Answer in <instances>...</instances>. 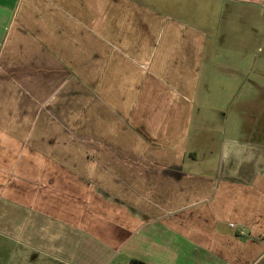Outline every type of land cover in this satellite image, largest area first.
Wrapping results in <instances>:
<instances>
[{
  "label": "crops",
  "instance_id": "0c3cea01",
  "mask_svg": "<svg viewBox=\"0 0 264 264\" xmlns=\"http://www.w3.org/2000/svg\"><path fill=\"white\" fill-rule=\"evenodd\" d=\"M254 7L0 0V264H264V71L184 23ZM213 80L227 114L207 159L189 141Z\"/></svg>",
  "mask_w": 264,
  "mask_h": 264
},
{
  "label": "rangeland",
  "instance_id": "374dc122",
  "mask_svg": "<svg viewBox=\"0 0 264 264\" xmlns=\"http://www.w3.org/2000/svg\"><path fill=\"white\" fill-rule=\"evenodd\" d=\"M184 5L186 6V12L192 13V16L197 15L199 13L196 9V5L190 4L188 2L184 3ZM184 23L191 27H196L200 29L208 28V30L210 31L212 28L214 35L221 34L218 38L220 43H222L223 41L228 47H231L232 45L237 46L236 44L242 46H249L252 50V57H254V60H256L255 69H253V76H255L257 80H259L261 75L260 73L264 71L263 10L259 9L258 7H254L250 10L239 9L235 12H230L229 10H227L223 16V19L218 22L214 21L205 24L202 21L198 22V20L195 18L190 19V17H187L186 20H184ZM217 28L218 31H221L222 33H218L216 30ZM218 55L220 56L221 62H224V65H230L226 60V52L224 54ZM228 55L229 56L227 58H229V62L234 63L233 68L240 70H246L248 68L247 63L242 62L243 60L239 58L238 54H232V56H230V54ZM236 64L238 66H236ZM220 73L223 74V71H220ZM217 82L216 80H213L210 85L207 86L206 92L199 93L198 95V108L195 117V128L193 127L189 141L192 143L196 150L200 151L201 153L203 151V153H205V158L207 159L211 157L213 158L216 155L218 156V151L222 144V138L220 131L217 132V125H220L222 123L223 119L226 118L227 114L226 112H224L227 102L226 96L224 93H221V87L217 85ZM204 89L205 87L203 86V90ZM198 116L200 121L204 120V123L202 122V126L200 127H197ZM231 119L232 118H230V121ZM207 144L208 149L204 151L202 147L204 145L207 146ZM201 155L203 156V154ZM124 252L127 253L129 251L125 249ZM124 252L122 255L114 258L110 264H122L123 258H125ZM129 263L130 262H128L127 264Z\"/></svg>",
  "mask_w": 264,
  "mask_h": 264
},
{
  "label": "trees",
  "instance_id": "16d2710c",
  "mask_svg": "<svg viewBox=\"0 0 264 264\" xmlns=\"http://www.w3.org/2000/svg\"><path fill=\"white\" fill-rule=\"evenodd\" d=\"M130 264H142V263H141V262H138V261H136V260H133V261H131Z\"/></svg>",
  "mask_w": 264,
  "mask_h": 264
}]
</instances>
